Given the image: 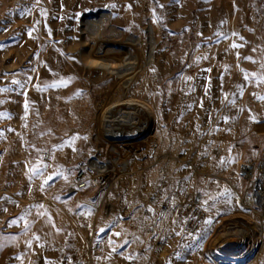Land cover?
Segmentation results:
<instances>
[{
  "label": "rangeland",
  "instance_id": "rangeland-1",
  "mask_svg": "<svg viewBox=\"0 0 264 264\" xmlns=\"http://www.w3.org/2000/svg\"><path fill=\"white\" fill-rule=\"evenodd\" d=\"M0 45V264H264V220L235 181L264 154V0H0ZM130 99L149 132L112 143L108 110ZM99 148L118 181L71 192ZM162 167L202 195L194 232L164 194L152 205Z\"/></svg>",
  "mask_w": 264,
  "mask_h": 264
},
{
  "label": "built area",
  "instance_id": "built-area-1",
  "mask_svg": "<svg viewBox=\"0 0 264 264\" xmlns=\"http://www.w3.org/2000/svg\"><path fill=\"white\" fill-rule=\"evenodd\" d=\"M248 9L251 10L252 6ZM115 153L114 149L99 148L91 156L82 159L72 175L70 191L79 193L93 190L107 196L120 175L115 165L117 159ZM47 156L48 153L45 154V157ZM235 181L246 185L244 193L238 191L242 204L245 208L256 211L264 220V154L240 160ZM161 194H164L161 202L163 211L174 210L188 225V232H194L203 217L198 214L202 195L197 193L187 202L184 183L180 181L172 184L167 167L160 168L158 187L151 195L152 205H160ZM187 206L196 209L195 213L191 215V211H187ZM91 247L93 252L99 253L103 249V243L101 240H96L91 243Z\"/></svg>",
  "mask_w": 264,
  "mask_h": 264
},
{
  "label": "bare ground",
  "instance_id": "bare-ground-1",
  "mask_svg": "<svg viewBox=\"0 0 264 264\" xmlns=\"http://www.w3.org/2000/svg\"><path fill=\"white\" fill-rule=\"evenodd\" d=\"M104 16H108V14L105 13V14H103L102 17H104ZM105 57H106V55H105ZM134 62L135 61H130L125 56L120 58V63L123 66L127 67L128 69L134 68V65H133ZM118 109H126L129 112V115L128 116L121 115L118 117V115H117ZM106 117H107V118H105V119H107L106 122H109V124L111 126H113L110 128H108L109 127L108 126L107 127L108 130L106 129L107 130L106 134L110 135L108 138H110V140L113 141L112 143H115L117 141L133 142V141H136V140L144 137L149 132V129H148L149 126L146 125V123L150 122V120L152 118L150 109L145 103L138 101V100H131V99L128 100L127 102H124L121 105L119 103V104H115V105L111 106L108 110V114ZM104 131H105V129H104ZM242 226H243V228L241 230H239V232L242 236H246L247 235L246 227H245V225H242ZM252 237H254V236H252ZM229 241H230V239L225 240L223 243H221L220 248H221V246H227V242H229ZM246 242L247 241L244 238L243 244H246ZM226 253L227 252H221V255L225 256ZM231 253L233 255H237V256L234 257L232 263H230V264H238V262L240 260L244 259L243 254H238L236 252H231ZM229 260H230V258H229Z\"/></svg>",
  "mask_w": 264,
  "mask_h": 264
},
{
  "label": "snow or ice",
  "instance_id": "snow-or-ice-1",
  "mask_svg": "<svg viewBox=\"0 0 264 264\" xmlns=\"http://www.w3.org/2000/svg\"><path fill=\"white\" fill-rule=\"evenodd\" d=\"M129 7H130V5H129ZM160 7H163V5H160ZM27 11H29V9H27V8H25L24 9V12H27ZM41 12L43 13L44 12V10L43 9H41ZM23 14V13H22ZM31 34V30H29V35ZM202 35V34H201ZM220 35H223V33H221ZM233 46L235 47V46H237V45H235V43L233 44ZM0 47H2V45H0ZM246 59H252L251 57H246ZM247 78V77H246ZM64 81H61V83H63ZM47 86V85H46ZM55 86V85H54ZM37 87H39V85H37ZM4 91V89L3 88H0V92H3ZM242 94V93H241ZM260 99H264V97H259ZM25 108H27V102L25 103ZM25 114H27V113H25ZM0 115H2V114H0ZM228 118L227 117H225V120H227ZM251 119H255V117H251ZM223 159L224 158H221V161L223 162ZM33 171H37L36 169H33ZM61 175V173H58V172H53V173H51L47 178H46V180H45V183H47L48 181H51V180H53V178L54 177H58V176H60ZM67 177H65V179H66ZM29 179H31V177H29ZM43 187H44V185L42 184L41 185V189L43 190ZM225 191H227V189H225ZM205 203H207V201H205ZM40 207H43V205H41ZM149 211H152V209H151V207L149 206ZM145 219H147V217H145ZM17 222V220H16V218H13L11 221H9V223L10 224H14V223H16ZM176 221L174 220L173 221V223H175ZM212 222V218L211 217H209V219H208V221H207V223H211ZM26 225H27V221H26ZM57 231H60V229H57ZM100 231H103V228H101L100 229ZM181 231H183V228L181 229ZM181 233L180 232H176V235H180ZM115 235H117V236H119L120 235V233H115ZM37 239H38V237H36ZM26 243L28 244V245H31V243H32V240L31 239H29V240H27L26 241ZM125 243H127V240L125 241ZM113 251H115V249H113ZM71 258L69 257V260H70ZM128 259H132V257L131 256H129L128 257Z\"/></svg>",
  "mask_w": 264,
  "mask_h": 264
}]
</instances>
